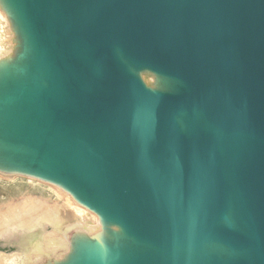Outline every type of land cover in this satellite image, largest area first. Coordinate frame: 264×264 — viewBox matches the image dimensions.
<instances>
[{
	"label": "water",
	"instance_id": "water-1",
	"mask_svg": "<svg viewBox=\"0 0 264 264\" xmlns=\"http://www.w3.org/2000/svg\"><path fill=\"white\" fill-rule=\"evenodd\" d=\"M0 24V175L96 218L15 228L21 264H264V0H0Z\"/></svg>",
	"mask_w": 264,
	"mask_h": 264
},
{
	"label": "bare ground",
	"instance_id": "bare-ground-1",
	"mask_svg": "<svg viewBox=\"0 0 264 264\" xmlns=\"http://www.w3.org/2000/svg\"><path fill=\"white\" fill-rule=\"evenodd\" d=\"M0 192V237L12 229L31 228L42 222L58 226L71 219L96 220L93 214L76 205L66 193L38 180L17 176L4 178L0 175ZM44 239L53 242L62 240V237L55 230H50ZM0 264H21L20 256L16 252L0 250Z\"/></svg>",
	"mask_w": 264,
	"mask_h": 264
},
{
	"label": "rangeland",
	"instance_id": "rangeland-1",
	"mask_svg": "<svg viewBox=\"0 0 264 264\" xmlns=\"http://www.w3.org/2000/svg\"><path fill=\"white\" fill-rule=\"evenodd\" d=\"M0 27H1V24H0ZM2 28H0V34H1V38H0V45H3L5 43V38H4V35H3V30H1ZM4 178H9V177H14V176H3ZM17 177H23V176H17ZM24 178H27V177H24ZM31 179V178H29ZM35 180V179H33ZM44 183V182H42ZM2 184L4 185H7V183H3ZM44 184H47V183H44ZM47 185H50V184H47ZM26 189L27 190H30L29 186H26ZM1 195H2V192H0ZM53 199H55V196L52 197ZM47 228H51V227H45L44 230ZM43 232V231H42ZM30 233L25 231V230H15V229H12L10 230L7 234H4L0 237V249L1 250H4L6 253H10V252H14V251H17L19 252L20 254H22L23 250L20 249V247L18 246L19 244H21V241H22V238L23 237H26V235H28Z\"/></svg>",
	"mask_w": 264,
	"mask_h": 264
}]
</instances>
